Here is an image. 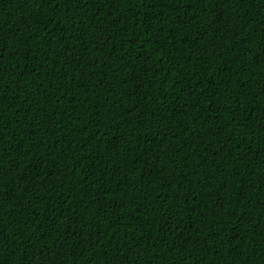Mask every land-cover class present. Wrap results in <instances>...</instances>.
I'll return each instance as SVG.
<instances>
[{
    "label": "trees",
    "instance_id": "trees-1",
    "mask_svg": "<svg viewBox=\"0 0 264 264\" xmlns=\"http://www.w3.org/2000/svg\"><path fill=\"white\" fill-rule=\"evenodd\" d=\"M0 264H264V0H0Z\"/></svg>",
    "mask_w": 264,
    "mask_h": 264
}]
</instances>
